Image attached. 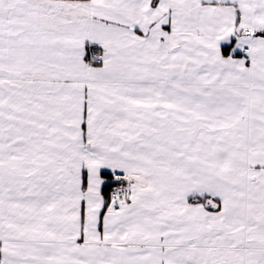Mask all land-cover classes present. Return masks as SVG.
Masks as SVG:
<instances>
[{
	"label": "snow or ice",
	"instance_id": "snow-or-ice-1",
	"mask_svg": "<svg viewBox=\"0 0 264 264\" xmlns=\"http://www.w3.org/2000/svg\"><path fill=\"white\" fill-rule=\"evenodd\" d=\"M0 264H264V0H0Z\"/></svg>",
	"mask_w": 264,
	"mask_h": 264
}]
</instances>
